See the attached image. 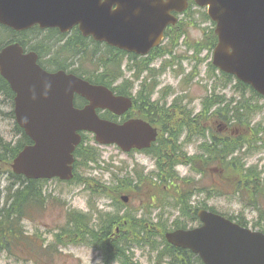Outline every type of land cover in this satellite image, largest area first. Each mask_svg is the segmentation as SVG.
Here are the masks:
<instances>
[{"label": "water", "instance_id": "obj_1", "mask_svg": "<svg viewBox=\"0 0 264 264\" xmlns=\"http://www.w3.org/2000/svg\"><path fill=\"white\" fill-rule=\"evenodd\" d=\"M209 6L217 22L220 44L214 64L235 73L264 93V0H195ZM0 0V23L17 31L39 24L62 32L79 24L85 35L129 51L148 35L162 34L176 24L172 11H183L188 0ZM117 6V10L113 7ZM128 39L126 44L119 39ZM132 41V42H131ZM147 50H137L146 53ZM232 50V52H231ZM34 53L24 55L19 44L0 51V71L16 92L18 124L33 140L15 159L13 170L29 179L71 180L73 153L81 142L79 131L97 135L101 144H117L124 151L150 147L156 132L142 121L118 125L101 119L98 109L122 115L128 99L115 97L103 86L65 72L49 74L36 63ZM75 94L90 102L84 109L74 106ZM128 201V198H123ZM203 226L167 234L169 243L199 254L205 264H264V235L252 233L225 218L201 211Z\"/></svg>", "mask_w": 264, "mask_h": 264}, {"label": "rangeland", "instance_id": "obj_2", "mask_svg": "<svg viewBox=\"0 0 264 264\" xmlns=\"http://www.w3.org/2000/svg\"><path fill=\"white\" fill-rule=\"evenodd\" d=\"M199 9V8H198ZM206 14V10L199 9L196 7L193 8V12H190V15L187 18L192 19V22H196L192 26H185L186 28L191 29H201L204 30L209 28V31L212 30L213 24L211 21L206 20L203 14ZM41 34V35H40ZM39 35H34L30 33L26 36H19V39H24L25 41L34 40L33 37L38 36L37 38H41L43 36L42 33ZM189 36L197 37L199 36V32L190 31ZM0 33V37L3 41L7 40L9 42L11 38H14L12 35L9 37ZM3 36V37H2ZM6 42V43H7ZM5 44V43H4ZM107 49H103V52H107ZM207 55V53L205 54ZM115 56L113 55V59ZM90 60V57L87 56L85 59H82L80 62L76 60L79 65L82 62L81 68L84 71L90 72L94 70V66L89 64L87 61ZM203 66V69H205ZM81 71V70H80ZM82 72V71H81ZM220 78L219 80H221ZM217 80V81H219ZM194 86V85H193ZM232 89L227 88L225 90L219 91V95L228 98H233L236 95L237 99H239L240 95L235 93L234 84H232ZM197 94L199 99L204 98L205 92L202 88L193 89L192 94ZM250 98L256 97L252 92L247 90L246 93ZM254 103H258L260 107V112L255 115L252 119V123L255 126H262L264 128V99H255ZM236 106V105H235ZM235 106L232 107V117L235 115ZM14 110L13 102L10 98L0 97V139H2L6 144L12 148V144L15 145L20 140V135L16 133L15 130V119L12 118L11 113ZM244 136L248 137L247 134ZM262 144H264V136ZM5 145H1L0 143V155H3V158L0 160L3 161L10 159L8 152L5 151ZM90 145L98 150L99 154L102 156V160L106 161V164L112 163L113 169L116 172L117 176L120 178H126L127 180H131L133 184V180H137L141 174H151L156 171V165L147 155L142 154H124L118 147L116 146H108V147H99L96 142L91 137ZM191 152L195 151V148L190 149ZM224 158V156H223ZM249 164H259L261 168L264 169V150L256 149L253 153L251 151L250 156L247 158V163ZM102 161V165H103ZM92 168L89 164L87 166H82L78 168L79 180H84L83 184H80L78 180L74 183H61L59 181L53 180L49 181L44 185V190L47 195H51V200L55 201V207L48 209V211L43 215L42 219H40L36 223H32L30 221L25 222L26 229L32 234H37L40 239L45 240L46 244L51 243L54 239V235L58 234L60 226H62L65 222L63 214L67 209L76 210L78 212L87 213L89 211H95L98 213V209L101 211V214H118L122 213L123 208L114 202L113 206L111 201L108 199L107 195H96L93 196L94 191L97 190V186H103L107 189H117L116 184L112 182L110 172L108 171V167H102L101 169L91 170ZM11 172V167L6 164H1L0 167V178L2 180L3 187L2 189L6 190L7 187L14 183H18L17 179L13 177ZM182 177H186V174H189L187 167H179L177 171ZM15 176V175H14ZM188 180L189 183H185L182 179L178 181V188H181L186 193H191V205L193 206V210H196L194 205L204 204L206 207H210L220 213L225 215L237 218L240 216L246 221L245 223L249 226V228L253 229L257 224V218L255 213L243 206L241 202L233 199L231 196V190L229 187L220 188V192L216 191L217 185L216 182L218 180L215 178H208L207 176L200 177L197 176L195 179ZM88 180V183H86ZM156 184L155 180L150 178L146 180L144 183L138 188L136 194V200L131 203L129 211H139L143 210H154V215H157L159 211L156 208H162L160 211L163 214L162 219L155 220L158 222L157 226H160V229L163 227H171L177 218H180L181 222H186L185 218L182 217V213L179 212V208L176 207V201L178 195L168 190L170 188V180L166 183L165 181L161 184L156 185V192H153L152 186ZM18 186V185H17ZM166 193H163L166 190ZM133 188V187H132ZM129 191L132 192L133 190ZM198 192H197V191ZM96 193V192H95ZM150 193L155 194L158 198L155 202H148V195ZM132 194V193H130ZM134 200V199H132ZM141 201H143L141 203ZM194 205H193V204ZM144 205V206H143ZM112 206V207H111ZM201 206V205H199ZM247 209L246 211H243ZM125 211V208H124ZM100 214V215H101ZM99 216L95 217L94 224L99 219ZM177 221V220H176ZM98 222V221H97ZM125 222H121V225H124ZM254 224V225H253ZM120 229V227H116ZM155 228H157L155 226ZM158 242H160V248H163L165 241L162 238H158ZM125 248V246H122ZM62 256L61 259L57 257L56 259H50L48 262L52 264H104L103 257L97 253L96 251L87 248L84 245H70L66 247H62ZM135 255L136 261L138 264H159L158 260L155 259L157 254L152 252V250L147 247H135ZM180 258H182L180 256ZM40 260V258H39ZM182 260V259H181ZM0 264H37L34 262H25L18 259L11 258L7 254H3L0 257ZM117 264V263H115ZM118 264H121L118 261Z\"/></svg>", "mask_w": 264, "mask_h": 264}, {"label": "trees", "instance_id": "obj_3", "mask_svg": "<svg viewBox=\"0 0 264 264\" xmlns=\"http://www.w3.org/2000/svg\"><path fill=\"white\" fill-rule=\"evenodd\" d=\"M54 53V58L57 61L61 56L66 55L65 52ZM101 79L98 82H102L103 79ZM9 94L10 96L13 95L8 83L0 76V95L9 96ZM16 130L18 132L22 131L18 126H16ZM0 143L1 145L6 144L2 139H0ZM29 143V138L24 135L22 140L12 148L5 145L4 149L8 152L10 159L4 161H11ZM76 154L80 159L78 166L84 165V163L97 162L95 153L83 144ZM223 156L221 155V157ZM0 158H3V155H0ZM260 175L261 173L251 170L247 176L243 177L245 183L242 188L241 199L244 201L243 195L246 192L248 201L258 207L256 209L259 210L260 223L257 225L262 224V230L264 231V179ZM13 177L17 179L18 183L10 185L6 190L2 189L3 184L0 178V255L7 253L10 257L18 260L39 263V256L41 259H54L60 253V246L78 243L89 244L101 250L106 261L133 264L134 256L129 251H131L132 246H141V243H143L162 256L175 258L176 260L173 259L174 263L172 264L176 262V264H201L199 258L190 252L172 248L167 244L160 248L159 240H153L156 232L153 230L147 232L148 229L145 224H142V220L133 219L127 222L126 225H121V222L123 224L124 221L118 214L112 216L101 214L97 220L98 222L96 221V224H94L95 218L89 215L77 211L68 212L66 214V225L61 228V233L55 236L52 243L45 245V240L30 234L25 228L26 220L39 221L53 203L50 200L51 195L47 196L44 192L45 181L26 180L23 177L14 175ZM239 187L241 188V184H239ZM179 205L182 211H188V209L196 211L193 210L191 205V195L180 198ZM102 217L105 218L99 221ZM242 223L245 222L241 220ZM116 227H120L119 233L116 232L118 229ZM178 228H185V226H177L176 229ZM165 230L166 228L163 229V231ZM161 236L163 237L162 234ZM122 246H125V248ZM43 263L52 264L47 261Z\"/></svg>", "mask_w": 264, "mask_h": 264}, {"label": "flooded vegetation", "instance_id": "obj_4", "mask_svg": "<svg viewBox=\"0 0 264 264\" xmlns=\"http://www.w3.org/2000/svg\"><path fill=\"white\" fill-rule=\"evenodd\" d=\"M173 31V30H170ZM169 30L164 34V49H166L167 53L162 54H154L152 53L151 57H148L144 61V65H147L151 68H165L170 66L171 63H176L175 59L169 57L173 50L168 43L171 38L174 36L170 33ZM91 41L92 39H88ZM187 41V40H186ZM99 44V43H98ZM100 46H104L106 48H110L113 51L115 50L113 47H110L104 43H100ZM181 46H176V51H180ZM202 50H205L204 47H201ZM107 52L109 50H106ZM121 52L122 51H118ZM57 55V54H56ZM115 56L114 62L124 63L125 60L117 59L118 55L113 54ZM55 53L53 52L51 56V60H54ZM130 56L127 60V65L129 66L130 59H138L140 57L135 56L134 54L128 55ZM113 57V56H112ZM182 58H187L186 55L181 56ZM205 58L204 54H197L195 57L191 58L190 61L185 64V66H176V75L179 76V80H176V76L174 75L169 80L165 82H161L157 86V91L154 93L142 91L140 88L139 82L136 81V78H140L144 71L140 72L141 65L143 63H137L134 65L136 68L134 70V81H132V88H130L129 97L133 102V111L131 114L132 119H144L148 123H150L153 127L157 128L159 131L166 133L168 137L173 132H185L190 133L196 132L199 128V118H200V110L198 108V100L197 98L191 96L190 92H172V86L176 87L177 90H182L188 85L190 81V77L193 74H196V70L190 66V62L194 60L202 61ZM49 60L48 62H52ZM135 64V62L133 63ZM151 79V73H144L143 78ZM144 83L145 89L150 88L147 84L146 80ZM237 110V106H235V112ZM234 112V113H235ZM232 108L225 114L226 118H232ZM144 114V116H142Z\"/></svg>", "mask_w": 264, "mask_h": 264}, {"label": "bare ground", "instance_id": "obj_5", "mask_svg": "<svg viewBox=\"0 0 264 264\" xmlns=\"http://www.w3.org/2000/svg\"><path fill=\"white\" fill-rule=\"evenodd\" d=\"M232 118H233V117H232ZM117 230H119V229H117ZM164 244H167V243L165 242Z\"/></svg>", "mask_w": 264, "mask_h": 264}]
</instances>
